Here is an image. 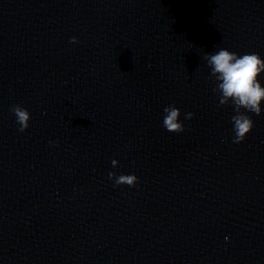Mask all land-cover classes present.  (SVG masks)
Returning a JSON list of instances; mask_svg holds the SVG:
<instances>
[{
	"label": "water",
	"instance_id": "95a60500",
	"mask_svg": "<svg viewBox=\"0 0 264 264\" xmlns=\"http://www.w3.org/2000/svg\"><path fill=\"white\" fill-rule=\"evenodd\" d=\"M222 47L264 59V0H0V264H264V101L233 143Z\"/></svg>",
	"mask_w": 264,
	"mask_h": 264
},
{
	"label": "clouds",
	"instance_id": "9594fccd",
	"mask_svg": "<svg viewBox=\"0 0 264 264\" xmlns=\"http://www.w3.org/2000/svg\"><path fill=\"white\" fill-rule=\"evenodd\" d=\"M70 43H78L72 37ZM204 59L207 61L211 74L217 81L214 91H218L220 104L231 103L234 111L231 120L233 124V143H240L253 127L252 119L245 113L260 115L262 112V101H264V86L258 77L264 76V59L258 53H245L238 55L227 48H219L215 52L206 53ZM19 125V131L23 132L28 127L30 119L29 112L19 106L10 109ZM243 110V111H241ZM186 119L192 117V113H186ZM180 110L175 106H167L163 109V127L170 133L184 131L182 122L179 120ZM113 163H115L113 161ZM108 177L117 186H135L138 178L134 174L116 175L109 172Z\"/></svg>",
	"mask_w": 264,
	"mask_h": 264
}]
</instances>
